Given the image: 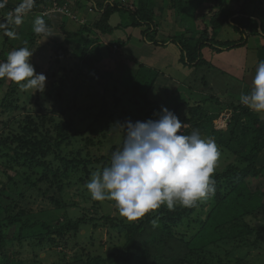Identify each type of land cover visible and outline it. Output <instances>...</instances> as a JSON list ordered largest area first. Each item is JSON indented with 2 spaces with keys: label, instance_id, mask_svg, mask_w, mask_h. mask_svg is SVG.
Instances as JSON below:
<instances>
[{
  "label": "trees",
  "instance_id": "16d2710c",
  "mask_svg": "<svg viewBox=\"0 0 264 264\" xmlns=\"http://www.w3.org/2000/svg\"><path fill=\"white\" fill-rule=\"evenodd\" d=\"M67 1L69 4H67ZM217 1H221V5L227 7V5H224L226 0ZM22 3H24V0L6 1L5 7L0 9L1 15L6 16L9 12L18 13L17 10L20 9ZM121 3V0H117L115 3L112 0H84L79 3V9L76 12L78 15L82 14L89 18L88 13L94 14L89 11L93 7L103 13V21L94 25V29L109 34L114 31L112 48L114 47V50L118 53L114 54V50H112V52L107 51L105 54L112 56L113 59L114 55L117 57L119 53H122L121 49L128 41L126 38L128 35L126 36V34L128 30H131L130 27L139 29L147 26L146 37L151 36L150 40L155 41L156 36L151 33L158 21L153 15L155 8L163 13L169 12L174 25L180 23L181 29L184 31L183 34L175 35L163 41L162 47L164 48V44L172 40V43L177 46L181 53L182 63L185 66L195 65L197 66L195 69L208 64L204 59L203 51L205 49H211L217 53L223 51V48L244 47L249 42L250 37H259L264 40L263 12L258 18L250 17L247 12L253 10L254 7L257 12L261 10L263 3L261 2L257 8L258 0H243L238 13L221 10L219 14L214 13L210 20L204 14L203 21L206 25L202 29L197 28L194 21L198 20V14L201 11L211 7L209 6L211 4L210 0H132L130 10L122 8ZM41 5H44L45 9L42 17L49 26L52 24L54 27L51 35L58 36V40L55 41L62 46L65 40L60 42L62 35L59 32L62 30L64 32L68 24L67 13H70V0H35L33 9H38ZM212 6H218V3ZM83 8H87L88 12H84ZM57 9H60V11ZM33 11L20 9L19 13L26 12L29 15L31 12L34 13ZM116 12H126L128 18L127 21H122L112 30L109 20ZM170 19L168 18L169 21ZM257 20H261V24ZM31 22L34 21L28 20L22 25L14 23L10 25L13 35L6 37L5 46L7 49L13 50L32 46L35 43L38 35L34 33L33 23ZM74 24L73 29L78 25L75 22ZM225 26H232L242 33L243 36L240 41L222 43L216 40L213 35ZM89 29L91 30V28L86 27L70 35H80V33H85ZM117 29H122L125 34L117 38L115 36ZM145 32L143 31V33ZM159 43L160 41H155L157 46H159ZM7 49L5 52H7ZM59 50L63 51V48L59 47ZM260 51L262 53L260 61H262L264 60L263 44ZM5 52L2 53L3 56L0 57V61L6 60H1ZM92 58L93 56L90 54L87 62H90ZM128 63L131 66L142 65L139 71L136 69V75L133 74V71L130 75L131 78L141 77L147 81V91H143L145 82L141 81L137 85L131 84L129 90L136 96L143 98L142 102H144L145 107L152 106L153 112L159 113L162 107H167L184 124H192L199 117L200 121L195 122L194 127L200 129L202 136L214 139L220 149H224L236 157L235 163L228 165L224 172L214 171L215 193L206 200L210 207L208 214L203 219L198 217L201 216L200 211L196 213V217H193L198 202L191 208L176 206L173 210H169L166 206H162L160 211L149 213L144 218L131 224L121 222L122 230L126 232V243L117 252H111L106 256L96 258L90 256L85 263L78 256H75L73 260L66 261L64 259L67 258V255H65L60 264L64 261L68 264H245L243 258L233 257L232 253H234L236 247L231 248V253H229L230 250H227L229 252L225 254L220 251L223 247H227L225 244L241 243V241L249 246L254 244L258 246L260 238L264 235V223L260 228H255L247 225L245 221L246 217L264 216V167L258 166L259 157L264 151V121L245 105L232 104L231 108L234 115L228 125L227 132L217 130L214 122L220 115L218 113L206 114L208 111L205 110L206 104H209L208 108L216 104L214 98L199 102L196 94H192L191 91L188 100L183 101V105L178 101V97L174 95L165 100L164 103H150L147 101V94L154 88L156 75L160 72L148 68L149 66L144 65L146 68L143 67V64L135 59H131ZM125 68L128 72L130 71L129 67L126 66ZM150 74L154 75L153 79H150ZM105 75L112 76L108 70L102 72V76ZM0 80L4 81L5 79ZM12 85L9 92L0 95V108L3 112L22 109L18 106V103L26 101L20 93L30 92V90H22L14 81H12ZM52 86L59 91L57 96L62 101L61 93L65 83L58 81L54 82ZM1 89L2 84H0V91ZM44 99L53 101L56 98L52 96L51 91L43 92V95L39 99L37 97L36 100L39 107H43L44 103L41 102H44ZM119 102L116 100L115 106H118ZM135 104L139 105L140 102L135 100ZM203 110L205 111L201 112ZM24 111L27 112V110ZM138 111L143 112L145 110ZM40 117L38 120L41 121L42 128H45L48 122L55 123L51 114L46 118H43L42 115ZM116 118L118 121H127V118L123 119L125 121L119 120L121 116L116 115L113 116L110 122H114ZM134 119H138L136 114L132 116V121ZM55 127H57L56 137L47 132H42L34 123V120L29 119L28 123L22 125L19 132L14 128H10L1 135L0 146L7 149L8 152L7 160L0 162V172L7 178V182L4 183L6 186L0 189V200L3 201V205L0 207V264H22L14 256H11L13 254L8 252L17 241L19 243L28 241L34 247L52 248L53 245H58V242H63L71 232L78 235L82 227H86L91 222L95 223V228L99 226V223H104V225L113 229L118 228L120 225L113 224L116 220L109 216L95 219V217L88 218L89 215L84 213L78 218H73L68 210L70 207L69 202L66 200L64 202L61 200L55 201L54 196L51 197V201L56 211L50 210L48 213L35 215L24 213L23 206L26 201L27 190H32L43 182L45 185L50 184L57 191V194H63L64 188L73 183L68 182L72 179L74 181L77 179L76 183L80 185L85 184L86 181L88 183L91 179L92 168L95 165L108 163L110 156L115 151L114 149L109 156H103L96 160H91L90 156H84L82 151H78L77 154L73 152V154L63 155L62 144L65 143L69 135L66 131L71 132L73 129L61 128L59 124ZM36 170L41 172L42 178H36ZM19 182L24 184V188L17 197L7 196L3 198L1 196V191L5 188L18 189ZM47 190L50 191V189ZM76 196L83 197L81 193ZM89 219L91 220L88 221ZM153 219L157 220L159 227L153 228L151 224ZM197 221L200 224L195 228L193 225ZM186 225L190 230L192 229L190 237L185 232L180 231ZM11 228H13L14 234L9 236L6 232Z\"/></svg>",
  "mask_w": 264,
  "mask_h": 264
},
{
  "label": "rangeland",
  "instance_id": "374dc122",
  "mask_svg": "<svg viewBox=\"0 0 264 264\" xmlns=\"http://www.w3.org/2000/svg\"><path fill=\"white\" fill-rule=\"evenodd\" d=\"M81 1L84 0H70V12L77 9ZM121 1L122 8L131 9L132 0ZM242 1L243 0H226L224 5H227V7H224L221 5V1L210 0L211 4L209 6L211 7L201 11L198 14V20L194 21L196 27H199V29L205 28L206 24L203 21L204 14L210 20L214 13L219 14L221 10L238 13L241 9ZM260 1L263 3L260 11L257 12L255 7L253 10L247 11L250 17L258 18L262 12L264 16V0H258L257 8L261 4ZM112 2L115 3L117 0H112ZM215 3H218V6H212ZM67 4H69L68 1ZM34 7L35 2L31 8V10H34V13L31 12L29 15H27L26 12L21 13L22 23L19 25L25 24L28 20L34 21L36 17H42L44 5H41L38 9H33ZM83 9L84 12H88L87 8ZM93 13L94 14L88 13V15H92L91 18L90 16L89 18L86 16V18L82 19L79 15H76V17L73 16L72 18L68 17L69 21L66 25L65 31L63 32L62 30L59 32L62 35L60 42H64L65 40V43L62 46L58 44L59 42L55 41L58 40V36L55 35H51L50 37L39 35L32 46H27L33 51L31 63L34 65L36 72L43 73L47 76V84L43 92L47 93L51 91L52 96L56 99H53V101L44 99V102H41L42 104L44 103L43 107H39L36 100L37 97L39 99L43 95V92L35 93L34 90H30V92L28 91L26 94L23 92L20 93L26 102H20L18 103V106L27 110V112L22 109L14 110L12 112H3L0 108V139L2 133L4 131L7 132L10 128H14L19 132L22 125L28 123L30 119L31 121L34 120V123L42 132H47L55 137L57 136L56 128L58 126L55 127L57 124H59L61 128L66 127L73 129L71 132L66 131L69 135L65 143L62 144L63 155L73 154V152L77 154L78 151H82L83 155L90 156L89 158L91 160H96L103 156H109L112 150L115 149L116 151L122 147L124 140V132L115 127L117 122H123L118 121L117 118L114 122H110L113 116L119 115L121 116L119 120L127 118V120L132 121V116L136 114L138 119H134L132 122L146 121L155 117L158 118V115L156 114L159 112H153L152 106L145 107L144 102H142L143 98L141 96H136L129 90L131 84L137 85L140 81L146 83H144L145 86L143 87V91H147L148 86V82L141 77L131 78V71L136 75V69L139 71L140 66H142H131L128 63L131 59L141 62L143 67L149 66L148 68L152 70H156L157 68L155 66L158 65L161 67L160 71L166 74L162 75L159 73L156 75V81L153 86L154 88L150 90L149 94H147V101L150 103H164L165 100H168L174 95L178 97V101L183 105V101L188 100L190 91L192 94H196L199 102L204 99L209 100L212 94L222 101L221 96L225 94L224 89H228L232 96H235L234 100L235 104H237L240 102L241 95L250 91L243 88V84L239 79L230 76L228 73L215 70L209 62L207 65H203V67H199L198 69H195L197 67L195 65H184V67L181 65L183 64L181 63V53L174 43H172V40L165 43L163 48V41H166L175 35L183 34L184 32L181 29L182 27L180 23L179 25H174L171 21L173 18L170 19L169 12L163 13L162 11H159L158 8H155L154 10L153 15L158 21L154 25V29L151 33L155 34V41H160L159 46L155 44L154 40H150L151 36H148V38L146 37L147 33L145 31L147 30V26L139 29L130 27L129 29L131 30H128L126 34V36L128 35V37H126L128 41L125 42V45L121 49L122 51L120 50L122 53H119L117 57L114 55V59L112 56L105 55L107 51L112 52V50H114V47L112 48L114 44L112 38L114 31L109 34L108 32L103 33L98 29H94V25L100 24L103 21L104 16L101 11L95 10ZM10 15L13 18L12 23H8V17ZM16 15V13L9 12L6 16H2L0 13V24L7 25V29H0V57L3 56L2 53L7 49L5 46L7 36L3 33L5 30L11 31L10 25L14 23ZM127 18L128 15L126 12H116L109 20L112 30H114V28L122 21H127ZM74 22L78 24L75 29H73L75 25ZM258 22L261 24V20ZM177 26L179 27L177 28ZM86 27L91 28V30L89 29L85 33H80V35H70L74 32L77 33ZM52 30H54V27L50 24V31ZM143 31L145 33H143ZM124 34L125 32L122 29H117L115 31V36L117 38ZM213 36L216 40L223 43L227 41L238 42L243 35L232 26H225ZM261 43H264V40H261V38L250 37L249 43H247L246 47H243L242 51H237L233 54H226L224 59L232 60L237 64L239 63L238 67L234 70L237 74L240 72V68L244 64L243 62H240L238 55H241V60L250 67V63L255 60H260L258 57L261 56ZM115 45L118 46L117 44ZM94 46L96 47L94 48ZM59 47L63 48V51H60ZM225 50L229 49L226 48ZM10 51L11 49H7V52H5L4 57L1 60L6 59L7 54ZM113 52L114 54L118 53L116 50ZM90 54L93 58L90 62H87ZM210 57V55L207 57L208 61H212ZM224 59L220 58L218 60L223 62ZM179 63L181 64L178 65ZM126 66L130 68L129 72L126 70ZM182 67L184 68L183 71L180 69ZM105 70H108L112 76L105 75L103 77L102 72ZM247 70L248 72H251L250 69ZM168 74L174 78H183V81H176L169 77ZM149 77L150 79H153L154 75L150 74ZM58 81L65 83V86L62 89L63 92L61 93L62 101H60L57 96L59 91L52 86L54 82L56 83ZM210 82H214L215 84V93L208 88V83ZM0 84H2L0 95L9 92L11 86H13L12 80L7 78H5L4 81L0 80ZM210 93L211 95H208ZM116 100L120 101L118 106H115ZM135 100H138L140 104H135ZM206 105L205 110L208 111L206 114L218 113L220 115V117L214 122L216 129L222 132H227V123L230 120H228V118H223V116L227 117V114H232L233 112L227 113L226 110H228V108L223 105H214L211 108H208L209 104ZM226 106L228 107L229 105ZM138 110L145 111L139 112ZM205 110L201 112H204ZM50 114L53 116L55 123L51 124L48 122L45 125V128H42V123L38 119L41 118V115L43 118H46ZM199 119L200 118L197 117L194 123L184 124L185 127L182 129L183 134L190 135L193 130H199L200 132L199 128L194 127L195 122L197 123L200 121ZM202 138L207 139L210 137L202 136ZM59 141L61 140L59 139ZM219 151L221 155L216 162L215 171L224 172L228 165L235 163L236 157L224 149L219 148ZM7 152V149L0 146V162L7 160ZM261 156L262 158L259 161V166L264 167V151ZM109 164L110 161L106 164L95 165L92 168L91 175L93 172L102 170L103 166L105 167ZM35 172L37 179L42 178L39 170H36ZM77 181V179L75 181L73 179L68 181L73 183L64 188L63 194H57V191L51 187L50 184L45 185L43 182L39 183L36 188L27 190L26 201L23 206L24 213L26 215H35L44 212L48 213L50 210L56 211L51 201V197L54 196L55 201L61 200L64 202L66 200L69 202L70 207L68 210L73 218H78L84 213L89 215L88 218L95 217V219L109 216L116 220L113 224H120L119 227L113 229L104 225V223H99V226L95 228V223L91 222L86 227H82L78 235H74L71 232L63 242H58V245H53L52 248L34 247L28 241L22 243L17 241L8 252L13 254L11 256H14L18 262H22V264H60L62 259H64V256L67 255V258L64 259L66 261L73 260L75 256H78L79 259L85 263L90 256L93 258L106 256L111 252H117L123 248L126 243V232L125 230H122L123 226L121 222L131 224L134 221H128L125 217L121 216L118 209L115 207L114 201L106 200L95 202L86 188L87 181L85 184L83 183V185L77 184ZM6 182V176L0 172V189L6 186V184H4ZM23 188L24 184L19 182L18 189L12 190L9 187L5 188L1 191V196L3 198L7 196L15 198ZM47 189H50V191ZM79 193L82 194V198L76 196ZM206 200L207 198L198 201L193 217H196V213L199 211L201 212L202 217H198L201 219L208 214L210 205ZM2 205L3 201L0 200V207ZM161 208L162 207L154 212L160 211ZM90 220L91 219L88 221ZM245 221L250 227L260 228L264 223V216L259 215L257 218L251 216L246 217ZM199 224L200 222L197 221L193 226L196 228ZM109 226H111V224H109ZM5 227H7V225H5ZM191 230L188 228V225H186L183 226L180 231L185 232L186 235L190 237L192 233ZM6 234L12 236L14 234L13 228L6 232ZM261 238L258 246L256 244L249 246L241 241V243L225 244L227 247H223L220 252L225 254L226 252H229L227 250H230L229 253H231V248L234 246L236 248L234 253H232L234 255L233 257L239 256L243 258L245 264H264V235H262ZM66 261L62 264H68Z\"/></svg>",
  "mask_w": 264,
  "mask_h": 264
},
{
  "label": "clouds",
  "instance_id": "9594fccd",
  "mask_svg": "<svg viewBox=\"0 0 264 264\" xmlns=\"http://www.w3.org/2000/svg\"><path fill=\"white\" fill-rule=\"evenodd\" d=\"M34 2L24 0L20 9L31 10ZM5 4L6 0H0V9ZM20 9L14 18L17 25L22 23ZM78 9L70 13L78 15ZM12 22L10 15L8 23ZM0 29H7V25L0 24ZM33 31L38 36H51L43 17L35 18ZM3 34L13 35L9 30ZM32 56L33 51L26 46L8 52L6 60L0 62V79L12 80L25 91L43 92L47 76L36 72ZM240 102L257 114L264 113V60L258 64L250 93L241 95ZM157 115L158 119L117 122L115 127L124 132L123 145L112 153L110 164L93 172L86 184L92 199L114 201L128 221L144 218L162 206L169 210L191 208L215 193L213 174L221 155L215 141L202 138L199 130L184 135V123L167 107ZM151 224L159 227L156 219Z\"/></svg>",
  "mask_w": 264,
  "mask_h": 264
},
{
  "label": "crops",
  "instance_id": "0c3cea01",
  "mask_svg": "<svg viewBox=\"0 0 264 264\" xmlns=\"http://www.w3.org/2000/svg\"><path fill=\"white\" fill-rule=\"evenodd\" d=\"M77 11V10H76ZM94 12V11H93ZM83 16V15H82ZM85 18H86V16H84ZM92 16L90 15V18H91ZM227 42H231V41H227ZM249 43V42H248ZM263 45H264V43H263ZM165 46H167V45H165ZM177 47V46H176ZM176 47H175V49H176ZM244 47H246V46H244ZM226 48H223V52L221 51V52H213L211 49H205L204 51H203V53H204V59H205V61L208 63H210L211 64V66L215 69V70H217V71H219V72H225V73H228L230 76H233L234 78H237V79H239L240 80V82H242V84H243V88H245L246 90H250L251 91V89H252V86H253V79H254V77H255V74H256V69H257V67H258V64H259V61L260 60H255L254 62H252V63H250L251 65H250V67L247 65V64H245V62L244 61H242L241 60V55H238V58L240 59V62H243L244 64H243V66H241V68H240V72L239 73H235V69L238 67V65H239V63L237 64V63H235L234 61H232V60H226V59H224V57H225V55L226 54H233L234 52H237V51H242L243 50V47H241V46H239V47H234V48H229L228 47V49L229 50H225ZM233 49H235V50H233ZM209 55L211 56L210 58H211V60L212 61H208L207 60V57H209ZM261 57H262V53H261V56L260 57H258V58H260L261 59ZM147 58V57H146ZM220 58H223L224 59V61L222 62V61H220V60H218V59H220ZM182 63V62H181ZM181 63H179L178 65H180ZM181 65H183L184 66V64H181ZM156 68V70H158V71H160V69H161V67L160 66H155ZM185 67V66H184ZM203 67V66H202ZM182 71H183V67L182 68H180ZM247 69H250L251 70V72H248V70ZM160 73L162 74V75H166L165 73H162L161 71H160ZM185 75V74H184ZM168 76L169 77H171V78H173L174 80H176V81H183V78H180V79H178V78H174V77H172L171 75H169L168 74ZM185 77H186V75H185ZM185 77H184V79H185ZM208 88L210 89V90H213V93H215L216 91H215V84H214V82H210V83H208ZM250 91H247V93L246 94H249L250 93ZM224 92H225V94L223 95V96H221L222 97V101L221 100H219V98L218 97H216L214 94H212V96H210V98H214V100L216 101V104H214V105H223L224 107H226V108H228V110H226L227 111V113L229 112V113H231V112H233L232 114H227V117H225V116H223V118H228V120H230L231 121V118H232V116L234 115V111H233V109H231L230 107H231V105L232 104H234V105H239V104H242L241 102H239V103H237V104H235V96H232V94H231V92H230V90H228V89H224ZM208 95H211V93L210 94H208ZM214 95V96H213ZM236 96H239V95H236ZM216 98V99H215ZM219 101V102H218ZM232 101V102H231ZM220 103V104H219ZM226 105H229L228 107L226 106ZM255 113V112H254ZM224 114V113H223ZM222 114V115H223ZM255 114H257V113H255ZM258 116H259V118L262 120V121H264V113H260V114H257ZM230 121L227 123L228 125H229V123H230ZM262 155H263V153H262ZM261 158H262V156L259 158V160H258V166H259V161L261 160ZM259 167H261V166H259Z\"/></svg>",
  "mask_w": 264,
  "mask_h": 264
},
{
  "label": "built area",
  "instance_id": "2783aa9c",
  "mask_svg": "<svg viewBox=\"0 0 264 264\" xmlns=\"http://www.w3.org/2000/svg\"><path fill=\"white\" fill-rule=\"evenodd\" d=\"M94 9L95 8H90V12H93L94 11ZM58 11H60V9H57ZM96 10V9H95ZM68 12V11H67ZM68 15H71L72 17L74 16V17H76V15H73V14H71V13H67Z\"/></svg>",
  "mask_w": 264,
  "mask_h": 264
}]
</instances>
